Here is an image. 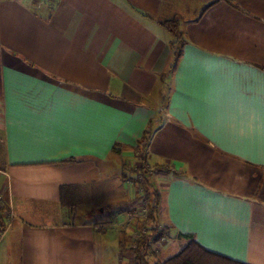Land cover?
Returning a JSON list of instances; mask_svg holds the SVG:
<instances>
[{
	"label": "crops",
	"instance_id": "0c3cea01",
	"mask_svg": "<svg viewBox=\"0 0 264 264\" xmlns=\"http://www.w3.org/2000/svg\"><path fill=\"white\" fill-rule=\"evenodd\" d=\"M0 144V264H133L131 162L168 239L264 264V0H1Z\"/></svg>",
	"mask_w": 264,
	"mask_h": 264
},
{
	"label": "trees",
	"instance_id": "16d2710c",
	"mask_svg": "<svg viewBox=\"0 0 264 264\" xmlns=\"http://www.w3.org/2000/svg\"><path fill=\"white\" fill-rule=\"evenodd\" d=\"M160 24L170 33L171 40L169 41L170 48L172 49L175 58L178 57L180 48L183 43V34L179 29V17H173L161 21ZM153 132V127L151 121H149L148 126L144 130L142 136L137 142L135 149L139 152L140 158L145 159L146 148L151 139ZM1 144H0V168L2 167L1 158ZM145 164V161L143 162ZM146 165V164H145ZM143 165V166H145ZM144 167H140L142 171ZM159 198L157 197L152 202L148 201L147 215L144 221L151 222L153 224L157 221V212L159 209ZM2 213H7V206L0 202V233L3 232L5 224L2 220ZM148 231V229H147ZM166 228L164 231L155 232L153 229L150 235L141 234L136 232L135 236L132 238V244L130 245V250L134 253L133 264H140V262L146 258L148 249L145 247L148 241V236H151V242H158L161 236L167 235ZM163 234V235H162ZM188 243L176 254L169 256L163 261H155L152 264H243L236 261H232L222 255L209 252L202 248L197 242H195L190 236L187 237ZM154 252V251H152Z\"/></svg>",
	"mask_w": 264,
	"mask_h": 264
},
{
	"label": "rangeland",
	"instance_id": "374dc122",
	"mask_svg": "<svg viewBox=\"0 0 264 264\" xmlns=\"http://www.w3.org/2000/svg\"><path fill=\"white\" fill-rule=\"evenodd\" d=\"M136 164L134 163H127L125 165V168L129 169L130 172H135V168H136ZM119 170V168L117 169ZM116 170V171H117ZM126 179H129V173L128 174H124V176ZM131 178V177H130ZM122 188H124L123 190L130 196L131 193L134 192L136 186L132 183H128V182H123V186ZM145 189V197L147 198L148 201L152 202L154 199H156L157 197L159 198V203H160V193L157 190H154L152 192H150L149 190H146V186L144 187ZM102 193H104L102 191ZM110 197V198H109ZM99 204L100 207H102V209H104L103 215L99 218V227L101 228V230H111L112 229V195H106V194H102V197L99 200ZM1 202V201H0ZM117 203V202H115ZM139 204V200L137 199V201L135 202V206L130 209L126 214L122 215L120 214L118 217H116L114 223L113 228L115 229H129L132 233L133 231L137 230L139 231V229H148V231L146 232L147 235H150V232L152 231V229L155 232H159V231H164L165 227L163 225H161L160 223H158V221H156L155 224L148 222V221H144L142 220V217L137 216L134 217L132 215V213L137 209ZM122 208H126L124 205L122 206ZM121 208V209H122ZM127 209V208H126ZM110 221V222H109ZM128 230V231H129ZM134 234V233H133ZM163 235V234H162ZM167 238V235H165V239ZM151 236H148V241L151 242ZM164 239V240H165ZM112 241V239H109ZM106 242H108V239H106ZM124 245L126 244L127 247L132 244V238H126V240H124ZM161 242H151L149 244V246H145L148 250L145 252L147 253L146 258L143 259L140 264H152L155 263V261H163L164 259L168 258L169 256L174 255L177 250H180V248L182 249L187 243L188 240L186 241V243H184V246L182 245L183 243L180 241H174L172 239H168L166 241V246L165 243L164 244H160ZM183 246V247H182ZM154 251V252H152ZM108 261H111V258L108 257ZM149 263H148V262ZM107 264H111V262H108Z\"/></svg>",
	"mask_w": 264,
	"mask_h": 264
},
{
	"label": "built area",
	"instance_id": "2783aa9c",
	"mask_svg": "<svg viewBox=\"0 0 264 264\" xmlns=\"http://www.w3.org/2000/svg\"><path fill=\"white\" fill-rule=\"evenodd\" d=\"M1 1V0H0ZM135 171L136 174L134 176H132L131 178L129 177L128 182L134 184L137 187V193H138V200H139V204L137 209L132 213V215L134 217L140 216L142 217V220H145L146 215H147V207H148V200L145 197V185H146V171L144 170H140V169H136ZM0 173H3V171L0 170ZM6 174V173H4ZM0 200H1V196H0ZM139 232L141 234H145L147 232V228L146 229H140ZM165 236H161V238L159 239L160 242L164 241ZM150 242V241H149ZM149 242L146 243V246H149Z\"/></svg>",
	"mask_w": 264,
	"mask_h": 264
}]
</instances>
